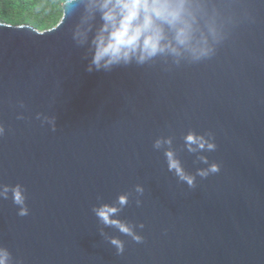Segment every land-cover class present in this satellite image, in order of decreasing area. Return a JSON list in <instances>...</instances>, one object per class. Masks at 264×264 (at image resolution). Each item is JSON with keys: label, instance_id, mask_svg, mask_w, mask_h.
I'll use <instances>...</instances> for the list:
<instances>
[{"label": "water", "instance_id": "1", "mask_svg": "<svg viewBox=\"0 0 264 264\" xmlns=\"http://www.w3.org/2000/svg\"><path fill=\"white\" fill-rule=\"evenodd\" d=\"M221 2L231 3L239 22L211 57L160 56L107 71L87 70L98 15L88 40L74 39L83 3H69L65 14V2L61 20L43 31L0 22V185H21L29 209L18 215L11 191L0 199V244L13 257L23 264H264V0ZM189 132L215 149L189 151ZM158 137H171V145L155 149ZM169 147L193 186L169 170ZM212 163L218 172L198 174ZM122 193L128 203L113 218L142 242L93 211L120 207ZM112 237L124 242L122 253Z\"/></svg>", "mask_w": 264, "mask_h": 264}, {"label": "clouds", "instance_id": "2", "mask_svg": "<svg viewBox=\"0 0 264 264\" xmlns=\"http://www.w3.org/2000/svg\"><path fill=\"white\" fill-rule=\"evenodd\" d=\"M73 2L83 3L85 8L73 34L78 43L88 40L97 15L101 21L91 37L89 72L107 71L133 61L142 65L160 56L171 57L176 63L182 59L199 61L211 57L216 45L228 35L229 28L239 22L237 15L228 10L231 3H222L221 0H66L65 14L67 5ZM244 17L251 18V14L246 11ZM17 118L22 119L23 115L19 114ZM4 133L5 128L0 124V136ZM184 140L189 151L205 148L211 151L216 147L212 140L193 132L186 134ZM171 143V137H158L153 147L160 149ZM165 156L169 170H174L179 179L193 186L195 178L184 171L170 147L165 149ZM201 159L207 162L206 157ZM218 171L219 165L212 163L207 169H199L198 174L203 177ZM135 190L142 193L144 189L136 185ZM9 191L13 203L19 206L17 214L28 215L23 187L19 184L11 188L0 185V199H6ZM117 203L120 207L105 203L94 207L93 211L103 224L114 225L134 241L142 242L143 237L130 225L113 218L128 203V194H120ZM110 242L118 254L124 251L122 240L112 237ZM0 264H23V260L13 257L9 248L0 244Z\"/></svg>", "mask_w": 264, "mask_h": 264}, {"label": "trees", "instance_id": "3", "mask_svg": "<svg viewBox=\"0 0 264 264\" xmlns=\"http://www.w3.org/2000/svg\"><path fill=\"white\" fill-rule=\"evenodd\" d=\"M66 0H0V22L30 24L43 31L54 27L63 16Z\"/></svg>", "mask_w": 264, "mask_h": 264}]
</instances>
